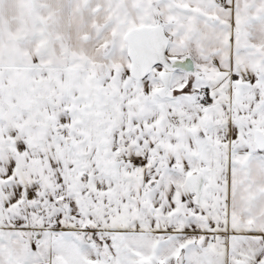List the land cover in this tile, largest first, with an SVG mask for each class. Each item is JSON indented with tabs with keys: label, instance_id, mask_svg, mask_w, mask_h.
Segmentation results:
<instances>
[{
	"label": "snow or ice",
	"instance_id": "1",
	"mask_svg": "<svg viewBox=\"0 0 264 264\" xmlns=\"http://www.w3.org/2000/svg\"><path fill=\"white\" fill-rule=\"evenodd\" d=\"M0 264H264V0H0Z\"/></svg>",
	"mask_w": 264,
	"mask_h": 264
}]
</instances>
